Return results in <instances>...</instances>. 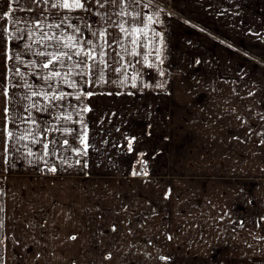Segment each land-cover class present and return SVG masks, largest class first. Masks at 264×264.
<instances>
[{
  "label": "crops",
  "instance_id": "1",
  "mask_svg": "<svg viewBox=\"0 0 264 264\" xmlns=\"http://www.w3.org/2000/svg\"><path fill=\"white\" fill-rule=\"evenodd\" d=\"M251 1L256 8L254 1H261L264 23V0H87L85 9L73 11L53 7L57 0H0V14L8 13L0 19V264L89 263L96 254L94 231L112 229L130 235L117 243L115 237L102 240L109 252L127 258L150 246L151 256L161 245L165 255L180 248L179 260L189 262L192 245L237 244L250 245V264H264V192L261 210L255 207L250 219V243L234 237L226 243L217 223L213 240L202 233L207 225L192 228V212L184 208L172 217L169 207L161 222L153 216L154 224L143 227L148 213L134 185L145 178L143 162L151 177L188 164L175 151L190 143L183 137L190 128L181 121L189 110L181 116L176 103L184 104L190 92L181 90L175 72L188 67L198 51L216 52V38H264L263 30L250 31ZM159 3L172 6L177 17L158 9ZM42 33L74 35L81 50L105 53L104 63L77 56L55 39L42 40ZM58 51L70 52L72 59L43 68L46 57L37 53ZM53 69L61 77L46 81ZM87 92L92 95H81ZM61 93L62 100L52 99ZM200 212L199 217L217 214L208 207Z\"/></svg>",
  "mask_w": 264,
  "mask_h": 264
},
{
  "label": "rangeland",
  "instance_id": "2",
  "mask_svg": "<svg viewBox=\"0 0 264 264\" xmlns=\"http://www.w3.org/2000/svg\"><path fill=\"white\" fill-rule=\"evenodd\" d=\"M144 1L153 3V0ZM254 2L259 5L256 8L250 2V31H264V23H260L259 17L263 6L261 1ZM162 6H158V9L168 16L177 17L178 12L172 6ZM214 40L219 42L216 52L198 51L191 56L188 67L176 70L174 76L177 82L184 85L181 90L190 92L184 94V104L176 103L178 111L182 110L180 115L187 114L181 121L187 122L184 127L190 128V132L183 135L190 143L179 144L175 153L188 159V164L166 167L167 176L163 173L160 177L155 174L151 177L146 176L143 162L140 175L145 178L134 185L136 191L141 192L140 202L148 213V223H143V227L153 222V216L161 222L164 212L170 208L174 215L172 217L177 216L179 208H184L189 214L192 212V228L210 227L202 232L207 239L217 238L214 229L217 223L223 229L224 241L225 238L234 237L244 238L243 241L239 240L242 243L249 239L250 243V227L253 225L250 219L255 207L261 210L264 192V38H240L237 43L222 37ZM182 190H188L190 194H179ZM112 202H115L114 198ZM203 207L217 214L199 217ZM163 221L168 223V220ZM120 231H94L95 259L89 263L71 264H250V245L238 247L237 244L214 248L192 245L195 248H190L191 252H188L191 254L189 262L179 260L182 258L179 257L180 248L176 247V251L165 255L161 245L151 256L146 255L153 250L150 246L148 251L146 247H140V255L127 258L118 252H109V244L102 240L115 237L117 243L130 235L127 231ZM140 233L137 231L135 235ZM131 234L135 236L134 232ZM191 234L195 235V232L192 230ZM206 250L211 254L206 255ZM196 256L203 260H197ZM206 256L207 261L203 258Z\"/></svg>",
  "mask_w": 264,
  "mask_h": 264
},
{
  "label": "snow or ice",
  "instance_id": "3",
  "mask_svg": "<svg viewBox=\"0 0 264 264\" xmlns=\"http://www.w3.org/2000/svg\"><path fill=\"white\" fill-rule=\"evenodd\" d=\"M17 4L21 3L22 0H16ZM86 2L87 0H57V3L53 4V7H59L68 11H73V10H77V9H85L86 7ZM110 2L115 3L116 0H110ZM8 16V13H3L0 14V19H3V17ZM57 27H59V25H57ZM121 31H126L124 26L121 25ZM77 31H79L77 29ZM140 31L139 29H132L133 34H135L136 32ZM100 37L103 39L105 36V32L101 31L99 33ZM55 39L57 41L58 44H62L64 48L67 49H75V55L80 56L83 55L86 60H92V61H96L97 58L99 57V62L100 63H104V55L105 53L103 52H99L97 53V50L95 49V47L88 49V50H81L78 47L79 41L77 40V37L74 35H68L66 37H61V36H48L46 33H42V40H53ZM90 43V41L88 42ZM132 43L135 45L137 43L136 39L132 40ZM37 55L40 56H45L46 57V61L43 63L42 67L45 69L50 68V66L54 65L55 63H63L64 58H67L69 60L72 59V54L70 52H64V51H58L56 53H46V52H38ZM132 55H136L135 51L132 52ZM13 57L9 56L7 57V59H12ZM85 61H80L78 62V64L80 63H84ZM91 67V66H90ZM55 77H61V73L59 71L56 70H52L50 71V73L48 75H46L44 77V79L46 81H50ZM72 87H76V83L73 82ZM5 95H7V92L5 91L4 93ZM33 96H37V95H41V93H37L35 91L32 92ZM44 98L48 99V94L47 93H43ZM64 93H61L59 95H53L52 99H56V100H62L64 98ZM81 95H87V96H91L92 93L91 92H87V93H82ZM80 97L77 96V99H79ZM89 109L87 107H85L84 111H88ZM5 111H7V109H5ZM65 119H70V117H65ZM9 136H11V133H9ZM68 142L65 141V144H67ZM82 143H84V151L86 152L87 150V133L85 131L84 133V137L82 140ZM129 145H131V141H129ZM48 145H45V148L47 149ZM51 171L55 172L56 169L52 168L50 169ZM135 174V173H134ZM75 237H73L74 239ZM166 259V258H165Z\"/></svg>",
  "mask_w": 264,
  "mask_h": 264
}]
</instances>
